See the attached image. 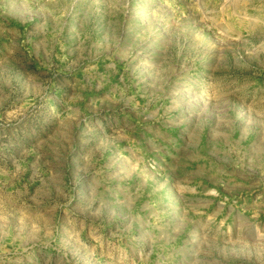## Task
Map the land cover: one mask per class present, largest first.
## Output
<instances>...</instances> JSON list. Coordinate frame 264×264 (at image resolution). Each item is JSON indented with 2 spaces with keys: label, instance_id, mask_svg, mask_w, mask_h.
Returning <instances> with one entry per match:
<instances>
[{
  "label": "rangeland",
  "instance_id": "obj_1",
  "mask_svg": "<svg viewBox=\"0 0 264 264\" xmlns=\"http://www.w3.org/2000/svg\"><path fill=\"white\" fill-rule=\"evenodd\" d=\"M0 264H264V0H0Z\"/></svg>",
  "mask_w": 264,
  "mask_h": 264
}]
</instances>
